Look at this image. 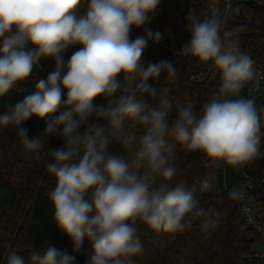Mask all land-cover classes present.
Segmentation results:
<instances>
[{
  "label": "clouds",
  "instance_id": "obj_1",
  "mask_svg": "<svg viewBox=\"0 0 264 264\" xmlns=\"http://www.w3.org/2000/svg\"><path fill=\"white\" fill-rule=\"evenodd\" d=\"M160 3L0 0V97L32 77L41 61L54 63L34 92L0 113V131L14 127L24 148L55 177L48 192L52 219L72 242V253L48 244L30 251L27 262L11 251L7 264H77L81 253L85 264H133L131 258L143 251L141 225L165 233L181 232L195 219H203L204 229L215 226L213 208L202 207L186 181L169 183L178 171L169 140L237 172L261 155L264 105L241 95L256 76L254 61L241 51V29L229 28L218 9L204 19L189 11L190 39L176 54L212 61L219 92L199 113L188 104L170 119L173 101L149 80L159 82L161 73L175 79L178 69L171 61L143 60L149 41L163 38L149 27ZM134 28H143V35L132 40ZM100 96L106 103H96ZM33 116L45 128L29 137L22 125ZM54 136L60 146L44 151ZM113 141L121 153L110 151ZM211 187L210 179L202 180V191ZM228 196L243 199L238 189Z\"/></svg>",
  "mask_w": 264,
  "mask_h": 264
},
{
  "label": "trees",
  "instance_id": "obj_2",
  "mask_svg": "<svg viewBox=\"0 0 264 264\" xmlns=\"http://www.w3.org/2000/svg\"><path fill=\"white\" fill-rule=\"evenodd\" d=\"M222 2L161 0L158 14L151 20L149 27L159 30L163 38L158 44L149 41L143 53L144 62L167 60L178 69L175 79H168L166 73H161L159 82L149 80V83L157 85L164 97L173 101L170 119L179 106L188 104L199 113L203 104L218 94L221 84L212 61L200 62L196 58L176 54L190 39L185 28L189 11L204 19L218 9L229 28H240L237 35L241 51L252 58L255 69L261 67L264 76V4L240 1L234 4L227 16H223ZM84 11L86 6L81 8V14ZM140 35H143V28H134L130 38L134 40ZM78 47L70 49L65 59ZM53 68L51 60L41 61L32 77L0 97V113L6 110V106H15L34 92L37 79ZM120 79L123 82L122 77ZM253 82L254 79L246 83L241 95L252 99L249 89ZM257 96V105H264V92ZM96 103L104 104L106 100L100 96ZM128 124L131 130L141 131L135 122ZM22 127L28 129L29 137H34L44 130L45 122L33 116ZM169 143L175 145L174 164L178 170L169 183L186 181L187 187L195 190L194 195L201 206L213 208L215 226L204 229L203 219H195L181 232L165 233L146 230L141 225L143 251L131 258L133 264H259L262 259L256 247L264 242V237L254 227L242 228V203L231 200L228 193L231 189H238L251 197L256 221L264 227V125L261 129V155L239 172L223 161L208 164L201 153L188 152L174 140H169ZM60 144L58 137H50L44 151ZM110 151L121 153V145L113 141ZM35 155L20 143L14 127L0 131V264H7L11 251L23 255L27 262L30 251H43L48 244L72 253L71 240L52 219L48 192L55 186V177L47 173L44 163L36 160ZM205 178L212 181V187L202 191L201 182ZM83 247L85 250L90 248L87 239ZM76 255L77 264H85L86 256L83 253Z\"/></svg>",
  "mask_w": 264,
  "mask_h": 264
},
{
  "label": "built area",
  "instance_id": "obj_3",
  "mask_svg": "<svg viewBox=\"0 0 264 264\" xmlns=\"http://www.w3.org/2000/svg\"><path fill=\"white\" fill-rule=\"evenodd\" d=\"M240 1L252 2L254 4H264V0H223L221 5V11L223 16H227L229 11L234 7V4H237ZM217 2V1H216ZM250 94L252 95H259L260 93L264 92V76L262 73V69L260 66L256 67V76L254 78L253 85L249 89ZM243 199L240 200L242 203V211H243V218H242V228L254 227L264 237V227L259 225L256 221L255 209L253 205V200L251 197L242 193ZM259 256L261 257V252H258Z\"/></svg>",
  "mask_w": 264,
  "mask_h": 264
},
{
  "label": "rangeland",
  "instance_id": "obj_4",
  "mask_svg": "<svg viewBox=\"0 0 264 264\" xmlns=\"http://www.w3.org/2000/svg\"><path fill=\"white\" fill-rule=\"evenodd\" d=\"M258 96L257 95H252V99H255V101L257 100ZM257 102V101H256ZM256 250L258 252H261L262 254H264V242L260 243L259 245H257ZM259 264H264V260H261L259 262Z\"/></svg>",
  "mask_w": 264,
  "mask_h": 264
}]
</instances>
